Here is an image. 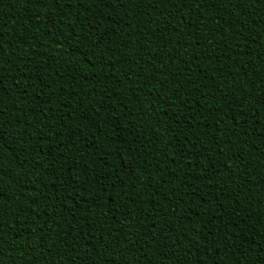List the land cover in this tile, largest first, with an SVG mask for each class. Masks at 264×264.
I'll list each match as a JSON object with an SVG mask.
<instances>
[{"label": "trees", "instance_id": "1", "mask_svg": "<svg viewBox=\"0 0 264 264\" xmlns=\"http://www.w3.org/2000/svg\"><path fill=\"white\" fill-rule=\"evenodd\" d=\"M0 264H264V0H0Z\"/></svg>", "mask_w": 264, "mask_h": 264}]
</instances>
